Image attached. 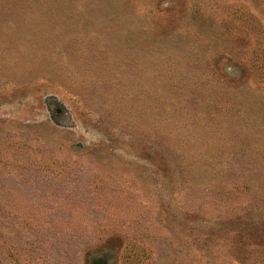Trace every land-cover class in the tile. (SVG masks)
<instances>
[{"label":"rangeland","instance_id":"rangeland-1","mask_svg":"<svg viewBox=\"0 0 264 264\" xmlns=\"http://www.w3.org/2000/svg\"><path fill=\"white\" fill-rule=\"evenodd\" d=\"M0 264H264V0H0Z\"/></svg>","mask_w":264,"mask_h":264}]
</instances>
